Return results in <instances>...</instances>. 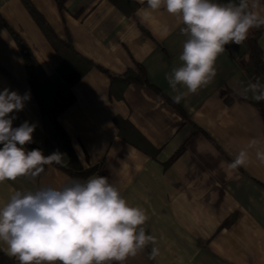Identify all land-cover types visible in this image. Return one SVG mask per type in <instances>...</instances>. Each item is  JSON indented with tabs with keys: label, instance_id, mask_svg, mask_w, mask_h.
I'll use <instances>...</instances> for the list:
<instances>
[{
	"label": "crops",
	"instance_id": "0c3cea01",
	"mask_svg": "<svg viewBox=\"0 0 264 264\" xmlns=\"http://www.w3.org/2000/svg\"><path fill=\"white\" fill-rule=\"evenodd\" d=\"M63 2L28 0L57 38L91 63L70 85L74 100L57 122L79 166L97 168L88 177H107L129 205L145 210L142 227L156 241L123 264H264V161L257 157L264 153V118L245 91L252 82L237 60L243 42L226 45L214 79L175 103L166 75L182 63L186 37L177 17L163 9L138 13L145 5L137 0ZM256 11L264 16V0ZM8 29L27 44L45 76L55 73L60 56L22 0H0V91L30 93L24 109L9 114L17 117L13 127L35 124L33 142L24 147L59 151L63 158L36 179L0 183V206L16 190L59 187L71 178L61 138L37 107ZM258 43L264 59V31ZM139 66L149 86L109 78ZM251 140L256 144L249 146ZM242 151L245 163L237 165ZM152 247L159 249L155 260ZM0 252L19 264L3 243Z\"/></svg>",
	"mask_w": 264,
	"mask_h": 264
},
{
	"label": "clouds",
	"instance_id": "9594fccd",
	"mask_svg": "<svg viewBox=\"0 0 264 264\" xmlns=\"http://www.w3.org/2000/svg\"><path fill=\"white\" fill-rule=\"evenodd\" d=\"M139 12L161 9L180 22L186 37L179 55L181 65L166 75L175 103L195 94L216 76L215 64L226 45H239L254 27L264 25V16L256 11L260 0H137ZM186 89V91L182 90ZM245 91L264 100V83L259 78ZM30 99L9 88L0 91V183L25 177L36 179L53 163L61 164L59 151L45 156L41 149L27 150L33 142L36 125L24 121L13 127L15 115ZM256 141L251 140L250 145ZM241 152L237 165L245 163ZM264 161V153L257 152ZM148 219L144 209L129 205L120 190L105 176L80 180L67 178L59 187L43 185L35 190H16L0 206V243L19 264H111L123 262L155 237L142 227ZM159 249L152 247L149 258L155 260Z\"/></svg>",
	"mask_w": 264,
	"mask_h": 264
},
{
	"label": "trees",
	"instance_id": "16d2710c",
	"mask_svg": "<svg viewBox=\"0 0 264 264\" xmlns=\"http://www.w3.org/2000/svg\"><path fill=\"white\" fill-rule=\"evenodd\" d=\"M23 4L27 8L30 16L39 26V29L42 30L48 42L53 46L57 55L60 56L61 62L56 67V71L51 76H45L44 73L38 68V64L35 61L34 57L31 55V51L26 43L12 30L8 29L11 36L15 40L23 61L27 70V78L32 90V94L39 107L43 116L51 122L53 127L57 130L63 148L67 154L68 166L65 171L74 179L84 180L91 173L96 171V167L83 169L79 166L77 159L74 158V154L70 147L68 138L63 132L61 127L57 122V116L59 113L70 105L74 97L69 91L70 85L77 81L82 75L91 67V63L87 60L79 59L78 55L75 54V51L63 41L57 38L54 32L50 29L48 24L44 21L42 16L35 10V8L28 3V0H22ZM64 0H55L57 5L61 7ZM218 3H226L228 0H214ZM264 31V25L260 27H254L248 33L247 39L243 41L244 54L237 59L240 67L244 70V73L247 74L250 81L253 83L260 79L264 83V59H262L261 48L258 43L260 34ZM145 71L142 67H138L136 71L129 70L123 76L116 78L113 75H110L111 80L120 79L123 86L128 83H140L144 85H150L148 83L147 77H145ZM256 106L261 111L264 118V100L255 101ZM43 152V151H42ZM178 150L174 153V156L167 162L170 163L177 153ZM155 151H152L150 154L153 155ZM45 156V154L43 152ZM15 261L2 252H0V264H15Z\"/></svg>",
	"mask_w": 264,
	"mask_h": 264
}]
</instances>
